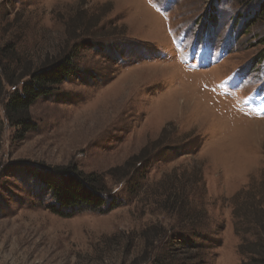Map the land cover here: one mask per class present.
<instances>
[{
    "label": "rangeland",
    "instance_id": "374dc122",
    "mask_svg": "<svg viewBox=\"0 0 264 264\" xmlns=\"http://www.w3.org/2000/svg\"><path fill=\"white\" fill-rule=\"evenodd\" d=\"M263 4L0 0V48L10 44L29 71L74 55L80 78L31 106V132L20 137L7 125L0 131V264L244 260L230 199L264 171V103L250 97L245 110L237 108L243 101L230 99L218 81L243 71L249 82L236 91L240 99L258 84ZM227 42L226 53H215ZM174 43H188L189 63ZM249 106L263 117L254 118ZM66 168L99 176L104 198L121 204L52 213L41 182ZM194 212L201 223L192 222ZM181 232L198 247L195 259L172 256Z\"/></svg>",
    "mask_w": 264,
    "mask_h": 264
},
{
    "label": "trees",
    "instance_id": "16d2710c",
    "mask_svg": "<svg viewBox=\"0 0 264 264\" xmlns=\"http://www.w3.org/2000/svg\"><path fill=\"white\" fill-rule=\"evenodd\" d=\"M261 8V11H264V4ZM140 53L146 56L143 49ZM116 55L122 56L121 52ZM128 55L130 57V54ZM74 59V55H62L38 69L29 71L27 64L21 61L10 44L0 48V131L7 125L15 128L20 137H23L34 130L35 124L30 121L29 113L31 106L38 99L51 98L63 83L79 78L78 69L73 65ZM126 59L125 57L121 61ZM82 77H85L83 73ZM56 172L57 179L41 182L50 192L53 201L47 208L56 215H70L82 208L94 212L110 211L121 204L117 199L107 201L104 198L108 190L97 175L76 173L67 168ZM32 175L38 177L36 172ZM177 199L174 203H177ZM230 200L233 204V231L240 239L238 251L245 256L239 264H264V171L260 173L258 180L252 181L245 190L235 193ZM182 206L184 207V204ZM183 213L188 215L187 210ZM189 215L192 222L201 223L195 212ZM179 235L177 244L172 248V256L183 257L185 260L195 259L198 254L191 253H196L198 247L188 242L183 232ZM196 236L201 240L206 239L200 233ZM152 264L166 262L156 258Z\"/></svg>",
    "mask_w": 264,
    "mask_h": 264
},
{
    "label": "bare ground",
    "instance_id": "6f19581e",
    "mask_svg": "<svg viewBox=\"0 0 264 264\" xmlns=\"http://www.w3.org/2000/svg\"><path fill=\"white\" fill-rule=\"evenodd\" d=\"M61 144V143H60Z\"/></svg>",
    "mask_w": 264,
    "mask_h": 264
}]
</instances>
